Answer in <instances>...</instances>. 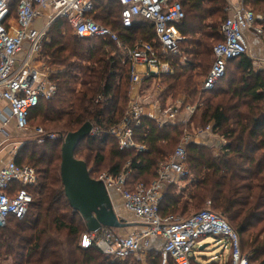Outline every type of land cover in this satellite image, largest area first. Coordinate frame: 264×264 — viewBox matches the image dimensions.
I'll return each instance as SVG.
<instances>
[{
    "label": "trees",
    "instance_id": "obj_1",
    "mask_svg": "<svg viewBox=\"0 0 264 264\" xmlns=\"http://www.w3.org/2000/svg\"><path fill=\"white\" fill-rule=\"evenodd\" d=\"M171 2L181 4L185 18L178 29L188 35L181 44V54L172 58L178 63L183 56L187 57L188 68L174 66L173 75L161 76L159 98L164 105L166 99L183 95L196 105V110L186 123L176 125L159 126L143 117L134 129L135 143L145 146L140 153L133 148L120 150L108 132L120 124L125 114L130 93L129 63L107 42L76 37L63 19L49 27L39 62L52 72L49 77L56 93L50 100H41L31 111L28 126L32 119H37L47 134L55 133L58 138L18 149L15 162L34 168L37 183L28 189L33 201L25 217L9 218L0 228V263L139 264L129 257L113 258L96 248L80 245L88 232L64 195L60 177L61 138L90 123L98 134L78 145L75 158L86 164L92 179L98 178V167L107 158L111 176L121 174L124 166L130 164L132 171L125 184L129 191L137 183L148 186L156 177L157 165L172 156L178 143L193 134L192 130L211 126L213 133L225 141L219 156L214 158L206 145L189 143L188 177L181 180L190 179L181 190L175 184L168 185L159 214L189 217L210 202L211 210L238 234L241 250L250 263L264 264V72L255 70L252 60L244 54L228 62L225 76L213 90H199L198 79L210 70L212 48L222 41L220 30L227 2ZM17 4L18 0L12 1L11 14ZM244 5L259 9L264 7V0H244ZM121 11L118 0H93L89 16L116 33L126 46L153 41L151 23L136 20L125 28ZM232 64L233 69L228 71ZM148 253V264H161L160 251Z\"/></svg>",
    "mask_w": 264,
    "mask_h": 264
},
{
    "label": "built area",
    "instance_id": "obj_2",
    "mask_svg": "<svg viewBox=\"0 0 264 264\" xmlns=\"http://www.w3.org/2000/svg\"><path fill=\"white\" fill-rule=\"evenodd\" d=\"M12 1L0 0V101L7 104L8 117L19 131L28 130L29 115L39 102L50 100L56 93L49 77L52 72L39 63V58L47 31L57 19L65 20L79 39L111 44L130 65V93L125 114L120 124L108 131L120 150L145 151V146L134 141V129L143 117L159 126L176 125L186 123L195 113L196 106L186 105V97L162 105L156 95L162 90L161 76L173 75L174 66L188 62L185 56L178 63L172 58L181 54V44L186 39L178 29L185 18L179 2L118 0L122 7L123 27L129 28L136 20H141L151 23L154 29L153 41L138 42L129 47L111 29L90 18L93 0H18L14 14H11ZM225 12L220 30L222 41L212 48L213 62L200 86L203 92L213 90L220 83L229 61L247 54L249 37L264 44V11L245 7L244 0H232ZM41 18L47 22L38 25ZM146 83L148 87H145ZM150 89L154 90L153 95ZM3 120L6 122L7 119ZM35 132L42 139L58 138L55 133H45L41 127ZM203 133H213L212 127L199 130L194 137L186 135L174 154L157 165L156 177L148 186L137 183L132 191L125 189L126 179L132 171L130 164L117 176H98L96 180L103 181L106 189L118 192L124 208L134 215L143 231L124 236L114 229L102 228L87 233L81 247L96 248L106 256L125 259L142 249L147 251L150 238L157 237L162 240L161 264H167L169 260L172 264H191L199 241L212 236L225 241L229 248V264H251L248 255L241 250L238 234L223 217L211 210L210 202H207L208 208L189 217H161L159 214L165 186L188 177L185 167L187 144H199L198 135ZM95 134L98 133L92 128L90 135ZM36 183L35 169L18 165L15 160L0 169V228L9 218L21 220L25 217L33 201L28 189Z\"/></svg>",
    "mask_w": 264,
    "mask_h": 264
},
{
    "label": "water",
    "instance_id": "obj_3",
    "mask_svg": "<svg viewBox=\"0 0 264 264\" xmlns=\"http://www.w3.org/2000/svg\"><path fill=\"white\" fill-rule=\"evenodd\" d=\"M92 126L85 123L76 132L62 139L60 177L64 195L72 210L83 220L88 233L102 228L120 230L131 224L124 222L114 209L103 181L92 179L86 164L75 158V152L91 134ZM206 246L200 247L203 250ZM193 259V257H192Z\"/></svg>",
    "mask_w": 264,
    "mask_h": 264
},
{
    "label": "crops",
    "instance_id": "obj_4",
    "mask_svg": "<svg viewBox=\"0 0 264 264\" xmlns=\"http://www.w3.org/2000/svg\"><path fill=\"white\" fill-rule=\"evenodd\" d=\"M187 39H188V35H186L185 40H187ZM247 55L253 62V68L257 71L264 72V62H263L264 44L260 40L254 39L252 37L248 38ZM211 59L213 62V56L211 57ZM212 62H211V65H212ZM180 66L182 68H188L187 63H185L183 65H179V67ZM206 75H205V77H206ZM200 86L201 85L199 84V90H200ZM149 92H151L153 95L154 90L150 89ZM156 95H158L157 96L158 101L161 102L158 92ZM182 97H184V96L179 95L175 99L168 98L165 100L164 105H169L176 100H181ZM185 104L186 105H192V103H190V101H188ZM194 106H196V105H194ZM185 116H186V118L188 117L187 114H185ZM4 118L7 119L6 122H5V120H3ZM183 123H185V122H183ZM201 130H204V129H201ZM17 132H22V131H19L16 128L14 121L9 119L8 112H7V104L3 101H0V169L2 167H4L8 162L15 160V158L17 156V151L20 147V143L17 140ZM192 137H194V135H192ZM198 137H199V139H198L199 144H197V145L203 144V145L208 146L210 148L211 155L214 158H217L221 152L222 146L225 145L224 139L222 137H220L219 135H217V133H215V134L203 133V134L198 135ZM180 180L175 181V182L170 183V184H175L177 189L179 188L178 190H181L184 187H186V183L189 180H187V181H182V180L180 181ZM167 187H168V184L165 186L164 190ZM182 195L187 196V194H182ZM109 196L111 198V201L113 203V206H114V209H115L117 215L119 217H121L124 220V222L131 224L127 228L115 230V231L120 235L138 234L141 231H143V226L138 222V220L134 217V215L124 208L123 200L121 199L118 192L114 189H111V190H109ZM203 240L204 239L200 240L199 243L197 244V246L201 245V243H204L205 240L204 241ZM161 246H162V240L157 238V237H152L149 240V246H148L147 251H152V250L160 251ZM202 246L207 247L208 245L204 244ZM206 247L203 250H200V247L197 250H195L194 256L192 259L193 264H229V248H228V253L225 257L224 256L221 257V259L218 261H209L208 262L206 257L202 255L204 252H207ZM227 247L228 246H226V248Z\"/></svg>",
    "mask_w": 264,
    "mask_h": 264
},
{
    "label": "rangeland",
    "instance_id": "obj_5",
    "mask_svg": "<svg viewBox=\"0 0 264 264\" xmlns=\"http://www.w3.org/2000/svg\"><path fill=\"white\" fill-rule=\"evenodd\" d=\"M179 1V0H178ZM232 0H226V8L229 6L230 2ZM225 8V10H226ZM250 9V7H247ZM261 8V9H260ZM259 9L258 8H252L254 11H264V7H260ZM38 25L39 24H45L47 21L45 18H41L38 20ZM40 64L43 65V63L39 62ZM39 64V65H40ZM44 66V65H43ZM45 67V66H44ZM234 67V64L230 65L228 71H231ZM46 68V67H45ZM228 73V72H227ZM205 77V76H204ZM204 77H200L198 79L200 85L202 84V81L204 79ZM163 83V82H162ZM160 85H163V84H160ZM162 88V87H161ZM41 127L44 132L46 133V128L45 126L37 119H32L30 122H29V126H28V130L25 131V132H17V140L19 141L20 143V147L23 146V145H34L35 143L37 144V142H41L43 139L41 138V136L39 134H37L35 132L36 128H39ZM199 130H201V127H198L196 130H192L193 134L192 135H195ZM190 135V136H192ZM182 142V141H181ZM179 142L178 145L181 143ZM189 142V141H188ZM188 145V144H187ZM19 147V149H20ZM107 152L108 150L106 149L104 154L107 158ZM19 152L17 151V154ZM169 158V157H168ZM111 163H109V160L108 158L103 162L102 165H100L98 167V173L99 175L98 176H101V175H104V174H108V169L110 167ZM186 167V170L188 169L187 168V165L185 166ZM124 169H125V166H124ZM190 177L187 179L189 180ZM185 186V185H184ZM179 189V188H178ZM205 208H208L207 205L203 206L201 209H205ZM201 209H198V210H195L194 212H197ZM15 223V222H14ZM10 227L13 225V221L10 223ZM124 236L128 235V234H123ZM61 238H63L61 236ZM84 238V237H83ZM83 238L80 240V245L82 244V241H83ZM205 240V241H204ZM204 243H201V245H198L196 246L195 250H197L199 247H201L202 245H208L206 247V251L207 252H204L202 255L206 257L207 261H218L221 259V257H225L228 253V247L226 248V243L224 240H218L216 239L215 237H212V236H208L204 239ZM202 242V241H201ZM99 251V250H98ZM104 255V254H103ZM130 259H133V260H136L139 262V264H148L147 260L148 258H151L148 251H146L145 249H142L140 252H138L137 254H134V255H131L129 256ZM114 261V259H111ZM0 264H10V262H4V263H0ZM167 264H169V261L167 262Z\"/></svg>",
    "mask_w": 264,
    "mask_h": 264
}]
</instances>
